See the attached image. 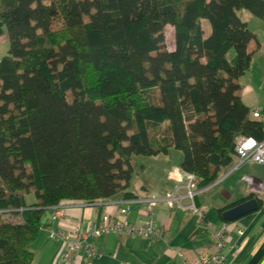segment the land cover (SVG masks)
<instances>
[{
	"label": "trees",
	"instance_id": "1",
	"mask_svg": "<svg viewBox=\"0 0 264 264\" xmlns=\"http://www.w3.org/2000/svg\"><path fill=\"white\" fill-rule=\"evenodd\" d=\"M243 9L264 21V0H0V264H33L64 201L135 197L133 154L179 149L203 188L240 137L264 140L240 95L257 40Z\"/></svg>",
	"mask_w": 264,
	"mask_h": 264
},
{
	"label": "crops",
	"instance_id": "2",
	"mask_svg": "<svg viewBox=\"0 0 264 264\" xmlns=\"http://www.w3.org/2000/svg\"><path fill=\"white\" fill-rule=\"evenodd\" d=\"M250 21H246L248 26ZM260 26L263 34L252 30L257 35V40L250 44L253 51L252 63L244 74V83L239 82L242 100L252 113L260 108L258 118L264 121V25ZM255 63L259 66L257 72ZM181 162L182 158L180 163L172 164L160 177H149L148 180L132 185L130 191L135 196L133 198L125 197L121 192L110 199L94 203L62 202L64 215L52 219L51 210L32 244L33 264H61L59 259L64 242L51 237L50 230L70 231L77 226L87 228L90 224L98 225L104 214L113 215L118 207L139 199L152 201L130 202L129 221L139 224L152 217L162 229L163 235L150 238L129 236L125 232L104 233L94 240V247L100 255L92 258L79 257L75 264H118L119 261L128 264L193 263L201 254L213 251L214 234L227 222L218 209L233 204L250 193L261 200L260 207L235 221L227 222L226 260L223 264H264V163L247 162L235 168L234 162L232 166L222 170L216 182L200 189L195 203L207 221L206 226H203L199 216L191 209L180 203L169 204L164 200L177 193H185L186 178Z\"/></svg>",
	"mask_w": 264,
	"mask_h": 264
},
{
	"label": "built area",
	"instance_id": "3",
	"mask_svg": "<svg viewBox=\"0 0 264 264\" xmlns=\"http://www.w3.org/2000/svg\"><path fill=\"white\" fill-rule=\"evenodd\" d=\"M260 108H256L253 112L255 117H259ZM237 160L235 168L247 162L264 163V140L257 141L253 137H240L235 145ZM186 178L185 193L176 194L170 198L164 199L172 204L180 203L188 209L195 212L206 226L207 221L204 220V214L199 210L195 203V197L200 191L199 179L193 173L183 172ZM148 202L152 200L139 199L131 200L126 205L118 207L113 215L111 213L104 214L98 225L90 224L87 228L77 226L70 231H53L50 230V236L64 242V248L61 252L59 262L61 264H75L79 257L86 256L92 258L100 255L94 247V240L104 233L125 232L129 236H145L150 238H159L163 235L162 229L159 227L154 218L150 217L145 221L136 224L129 221L130 202ZM185 201L187 204L185 205ZM64 215L63 206L60 204L52 208V219H57ZM227 222L223 227L214 234V249L211 252L201 254L193 263L186 261V264H223L226 260L225 246L227 243L226 230ZM242 232V231H240ZM118 264H128L125 261H119Z\"/></svg>",
	"mask_w": 264,
	"mask_h": 264
},
{
	"label": "rangeland",
	"instance_id": "4",
	"mask_svg": "<svg viewBox=\"0 0 264 264\" xmlns=\"http://www.w3.org/2000/svg\"><path fill=\"white\" fill-rule=\"evenodd\" d=\"M240 17L245 20H251L249 27L251 30H258L260 34H263L262 27L259 25H264L263 21L252 15L248 10L243 9L241 11H238ZM206 34L209 33L210 25L206 19H202ZM261 23V24H260ZM259 24V25H258ZM54 29H59L63 26V21L60 17L56 18L54 21ZM3 32L0 35V59L6 55L10 48V41L7 34L6 25H2ZM166 34L169 46H172V39H173V28L171 26L166 27ZM233 56V52L230 53V58ZM258 63H255L256 68L255 71L257 72ZM243 75L239 81L241 83H244V77ZM257 84L262 85V83L257 82ZM264 86V83H263ZM246 100H249L248 97H246ZM262 118V117H260ZM181 158H183V152L179 149L172 148L169 152V155L167 154H158V155H143V154H133L132 155V163L134 166V177L132 185H136L143 180H148L149 177H160L162 174L167 170L172 164H178L181 161ZM132 186V188H133ZM201 189V188H200ZM26 201L32 202L35 201V195L33 193L26 195ZM5 219H8V216L4 217ZM15 221H21V218L19 216H16Z\"/></svg>",
	"mask_w": 264,
	"mask_h": 264
},
{
	"label": "water",
	"instance_id": "5",
	"mask_svg": "<svg viewBox=\"0 0 264 264\" xmlns=\"http://www.w3.org/2000/svg\"><path fill=\"white\" fill-rule=\"evenodd\" d=\"M259 207L260 203L257 197L254 196L224 210L222 212V218L227 222H232L256 211Z\"/></svg>",
	"mask_w": 264,
	"mask_h": 264
}]
</instances>
